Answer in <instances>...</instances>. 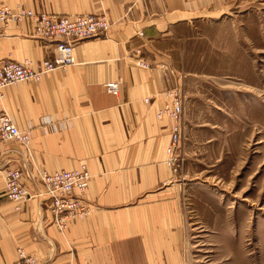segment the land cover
<instances>
[{
  "label": "crops",
  "instance_id": "obj_1",
  "mask_svg": "<svg viewBox=\"0 0 264 264\" xmlns=\"http://www.w3.org/2000/svg\"><path fill=\"white\" fill-rule=\"evenodd\" d=\"M257 1L264 5V0H0L2 6L48 15L105 12L113 24L107 36L76 45L74 65L38 83L9 87L0 99L17 127L32 132L29 152L16 141L0 142V264H15L19 250L38 264H203L197 245L215 248L216 235L197 229L210 226L224 235L223 202L215 200L214 209L198 192L194 203L190 184L166 165L174 123L159 119L158 112L169 102L168 90L186 97L189 82L198 77L190 66L202 46L217 58L215 64L249 55L242 51L249 47L241 41V25L264 17ZM32 34L28 20L0 24V64L52 60L57 41ZM137 60L149 67L137 66ZM109 82L120 83L118 96L107 92ZM186 106L187 101L184 116ZM183 126L186 121L184 132ZM83 164L93 179L84 194L74 195L93 213L64 233L53 224L45 198L15 203L6 196L5 169L21 170V183L34 196L45 191L40 172Z\"/></svg>",
  "mask_w": 264,
  "mask_h": 264
},
{
  "label": "rangeland",
  "instance_id": "obj_2",
  "mask_svg": "<svg viewBox=\"0 0 264 264\" xmlns=\"http://www.w3.org/2000/svg\"><path fill=\"white\" fill-rule=\"evenodd\" d=\"M258 3L255 7H264ZM256 20L241 25L247 57L241 52L215 64L217 58L202 46L203 59L194 58L190 66L198 77L184 98L179 173L190 184L194 203L198 192L214 209L215 200L223 202L224 235L210 226L197 229L216 235L215 248L197 245L203 264H264V17Z\"/></svg>",
  "mask_w": 264,
  "mask_h": 264
},
{
  "label": "built area",
  "instance_id": "obj_3",
  "mask_svg": "<svg viewBox=\"0 0 264 264\" xmlns=\"http://www.w3.org/2000/svg\"><path fill=\"white\" fill-rule=\"evenodd\" d=\"M33 24L34 38L57 41L55 57L52 60L34 62L25 60L16 63L12 60L0 64V99L4 97L7 88L20 83L40 82L47 74L59 69H65L76 63L74 50L80 42L88 41L100 36H107L113 26L105 12L85 16H57L34 12L21 5L8 7L0 5V24L4 27L19 25L24 21ZM143 36V34H140ZM140 54V51L135 52ZM139 67H149L137 60ZM108 93L118 96L121 91L120 83L109 82L105 85ZM168 104L158 112L159 119L173 121L170 133V144L166 148V165L173 173L178 174L181 163V149L179 143L182 131V117L184 111V95L177 89L165 93ZM149 102V100H146ZM16 141L29 152L32 143V132L21 130L3 105H0V142ZM5 192L7 198L15 203L26 202L31 198L42 197L48 204L53 224L64 233L70 224L84 221L91 216L93 208L85 205L83 200L74 195L77 191L84 194L93 179L87 164L74 170H61L53 174L42 171L39 178L45 188L43 193L31 196L22 185L23 172L18 169L4 170ZM15 264H38L34 256L18 251V260Z\"/></svg>",
  "mask_w": 264,
  "mask_h": 264
},
{
  "label": "bare ground",
  "instance_id": "obj_4",
  "mask_svg": "<svg viewBox=\"0 0 264 264\" xmlns=\"http://www.w3.org/2000/svg\"><path fill=\"white\" fill-rule=\"evenodd\" d=\"M27 152V151H26Z\"/></svg>",
  "mask_w": 264,
  "mask_h": 264
}]
</instances>
